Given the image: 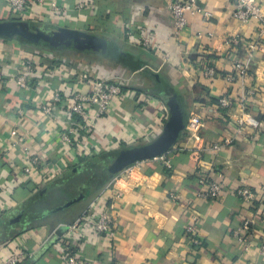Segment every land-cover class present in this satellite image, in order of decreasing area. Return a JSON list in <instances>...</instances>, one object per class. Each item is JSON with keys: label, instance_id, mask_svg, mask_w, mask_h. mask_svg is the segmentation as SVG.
I'll return each instance as SVG.
<instances>
[{"label": "crops", "instance_id": "obj_1", "mask_svg": "<svg viewBox=\"0 0 264 264\" xmlns=\"http://www.w3.org/2000/svg\"><path fill=\"white\" fill-rule=\"evenodd\" d=\"M259 1L264 11V0ZM78 3H85L82 11L77 10ZM198 3L212 13V18L189 15L188 27L177 41L164 0H60L62 13L54 16L43 10L34 21L12 14L6 0H0V22H20L30 32L45 36L38 42L12 37L28 41L26 45L0 39V77L4 82L0 80V196L4 198L6 187L12 186L6 197L12 207L1 220H13L9 232L0 238V249L10 253L20 239L29 254L20 264H66L61 252L69 242L65 225L75 223L100 194L106 205L113 207L119 230L113 240L86 247L89 261L264 264V46L260 42L262 50L249 56L243 45L229 44L235 36L249 43L260 41L259 24L235 21L231 0ZM139 31L157 37L161 48L149 52L141 47L132 38ZM73 33L107 40L116 47V58L109 55V49L104 53L79 42ZM184 52L187 63L180 59ZM74 53L81 55L80 62ZM164 54L168 62L162 61ZM29 59H34L40 69L29 77L27 90L8 79ZM54 59L60 65L55 66ZM204 62L216 69L215 79L204 78L199 65ZM237 63L248 64V76L230 83L226 77L235 72ZM102 64L110 68L104 69ZM62 66L101 77L135 70L142 79H138L142 84L130 90L137 93L135 98L126 92L111 114L99 121L89 140L98 154L81 164L77 153L74 151L73 156L60 143L57 122L43 113L57 92L67 104L70 88L83 93L90 89L87 82L77 83V72L66 74ZM146 71L161 76L181 93L188 116L194 113L201 117L199 146L206 150L195 156L191 133L185 129L167 153L116 172L111 169L114 159L108 156L100 160L102 154L136 147L140 140L135 135L142 131L157 135L169 113L164 92H141L155 88ZM143 95H149L151 101L144 115L136 117L134 110ZM223 98H229L232 105L221 106ZM18 107L24 109L23 116L15 113ZM67 111L65 105L61 117H69ZM241 117L244 126L238 123ZM217 145L219 148L214 149ZM28 155L40 156L49 165L64 162L67 168L39 183L23 181L18 175H24ZM96 172L106 175L99 189ZM210 180L223 185L220 199L200 196L201 183ZM243 187L254 193L251 203L236 195V189ZM82 204L80 210L75 209ZM73 205V213L66 211ZM247 220L255 224L251 225L250 241L244 244L235 232ZM189 226L194 232H188Z\"/></svg>", "mask_w": 264, "mask_h": 264}, {"label": "built area", "instance_id": "obj_2", "mask_svg": "<svg viewBox=\"0 0 264 264\" xmlns=\"http://www.w3.org/2000/svg\"><path fill=\"white\" fill-rule=\"evenodd\" d=\"M166 7L173 18V33L177 41H179L183 30L188 27V16L201 15L204 19L210 20L212 13L202 9L198 3V0H164ZM235 4V11L233 13V19L243 25H248L252 21H257L259 24V40L255 43H249L241 37L235 36L229 40V44L234 47L243 45L249 56L255 50H262L260 42L264 46V11L259 0H231ZM8 10L19 17L37 20L42 14L43 10H49L54 16L62 13L64 7L60 4V0H6ZM85 8V3H78L77 10L82 11ZM132 38L138 43L149 50H157L161 48V44L157 37L152 34L144 35L142 32L133 34ZM2 44L0 43V50ZM164 62H168L169 58L166 54L162 56ZM182 63H187L188 58L186 52L182 53L180 57ZM206 62V61H205ZM200 63L203 75L205 79L213 80L218 75L216 69L207 63ZM55 66L60 65L57 60L54 59ZM65 73L77 72L76 81L87 82L90 89L87 93H83L78 89H69L70 97L67 98V104H63V98L61 92H57L48 105L43 107V113L50 119L57 122V129L59 128V141L74 156V151L79 157H93L98 152L90 145V138L94 135V131L99 124V121L110 115L114 110V104L123 99L126 96V92H130V95L136 96V92L130 91L132 86L136 82L138 72L132 71L129 74H115V76H98L87 74L82 71H78L77 68L72 69L66 66H62ZM40 67L34 59L24 61L23 65H18L15 68L16 73L9 77L8 81L17 85L20 88L29 90L31 83L29 77L35 75L39 71ZM249 66L247 63H237L235 66V72L228 75L226 80L233 83L237 80L244 79L248 76ZM74 72V74H75ZM59 73V72H57ZM64 73V72H63ZM1 76V72H0ZM3 82V78L0 77ZM4 84V82H3ZM128 92V93H129ZM141 101H137L140 105L134 110L136 117H141L145 113L146 105L151 101L149 95H143ZM67 105L70 113L69 117H61L60 113L62 108ZM220 105L223 107H230L232 101L229 98H223L220 100ZM15 113L19 116H23L25 111L22 108H16ZM166 117V121L168 120ZM78 118L79 121L76 119ZM238 123L244 126V118L238 119ZM165 126V124H164ZM202 128V119L198 114H192L189 116L186 130L189 135L190 141L194 143L193 154L199 156V151H205V146H199L202 142V138L199 135ZM164 129V127H163ZM161 130V132L163 131ZM157 135H150L148 132H140L135 135V138L147 143L152 142ZM219 146H214V149H218ZM26 168L24 169V175L18 176L23 181L41 182L44 177L52 175H58L63 169L67 168V164L64 162L56 165H49L48 161L40 156H27ZM40 180H39V179ZM38 179V180H37ZM16 180V179H15ZM13 185V184H12ZM11 185L7 186L4 191V198L0 196V220L3 215L7 213L12 207L11 201L7 200V195L11 194ZM6 192V193H5ZM224 193V187L220 182L213 180L203 181L201 183L200 196L206 199L217 200L222 197ZM236 195L241 197L245 202L251 203L254 199V193L247 187L236 189ZM255 224L254 220H247L243 223L242 228L235 232V237L241 243H248L251 239L250 229L251 225ZM66 231L69 234V242L61 249L62 256L66 264H99L98 261H89L85 258V249L88 245L95 247L99 246V243L103 240H113L119 230V222L115 215L113 207L106 205L103 201L102 194L90 203L88 208L82 213L81 217L70 225H65ZM188 232H194L193 226L188 227ZM55 233V231L53 232ZM195 244L199 245V240L195 239ZM16 247L8 253L4 249H0V264H20L28 257V251L20 239H16Z\"/></svg>", "mask_w": 264, "mask_h": 264}, {"label": "water", "instance_id": "obj_3", "mask_svg": "<svg viewBox=\"0 0 264 264\" xmlns=\"http://www.w3.org/2000/svg\"><path fill=\"white\" fill-rule=\"evenodd\" d=\"M74 39L89 44L96 50L104 53L110 48L107 40L84 33H73ZM20 36L30 41L38 42L44 34L32 33L26 25L20 22H0V37L12 38ZM169 117L163 131L152 142L121 150L114 159L112 170L119 172L140 161L150 160L162 156L172 149L181 139L188 123V113L179 94L173 95L168 101ZM116 152V151H115ZM112 152V153H115ZM20 219V217H18ZM15 219V221L19 219ZM66 228V227H65Z\"/></svg>", "mask_w": 264, "mask_h": 264}, {"label": "trees", "instance_id": "obj_4", "mask_svg": "<svg viewBox=\"0 0 264 264\" xmlns=\"http://www.w3.org/2000/svg\"><path fill=\"white\" fill-rule=\"evenodd\" d=\"M0 39H3L4 41H6V42H9V43H12V42H15V43H19V44H21V45H26V44H29V42L28 41H25V40H23V39H21V38H18V39H14V38H3V37H0ZM113 47V48H112ZM115 48L116 47H114L111 43H110V48H109V51H110V53H109V55H111V57L112 58H116V55H117V53H118V51L116 50L115 51ZM112 49V50H111ZM115 51V52H114ZM148 51L149 52H153V50H149L148 49ZM117 60V59H116ZM119 60H121V59H118V61ZM139 65H142V63L141 64H139ZM133 66H135V65H133ZM135 71V70H134ZM145 74L147 75V76H149V77H151L152 78V80L154 81V83H155V88L153 89V90H149V89H142L141 90V92H152V93H159V92H164L165 93V99L166 98H168V99H170L173 95H175V94H179V96H180V98H181V101H182V103H183V100H182V95H181V93L177 90V89H175V88H173L172 87V85H170L169 83H167L165 80H163V78L161 77V76H159V77H155L152 73H150V71H146L145 72ZM78 121H79V119L78 118H76ZM124 148H122L121 150H123ZM127 149V148H126ZM121 150H118V151H116L115 153H104V154H102L103 156L102 157H100V160H102V159H105V158H108V156H110L111 158H115L116 156H117V154L121 151ZM88 157H80V164L81 163H84V162H86V159H87ZM91 158H93V157H91ZM97 162H98V160H96L95 161V163H94V166H95V169H98V167L97 166H99L98 164H97ZM73 166H74V164H73ZM95 177H96V181H95V185L98 187V189L99 188H102L103 187V185L105 184V182H104V180H106V175L105 174H102V173H100V172H96L95 173Z\"/></svg>", "mask_w": 264, "mask_h": 264}, {"label": "rangeland", "instance_id": "obj_5", "mask_svg": "<svg viewBox=\"0 0 264 264\" xmlns=\"http://www.w3.org/2000/svg\"><path fill=\"white\" fill-rule=\"evenodd\" d=\"M130 46V45H129ZM141 47H143V46H141ZM143 48H145V47H143ZM146 49V48H145ZM74 56L75 57H77V60H79V62H80V59H82L79 55H77L76 53H74ZM96 60V59H95ZM162 61H163V59H162ZM102 66V68L104 67V69H107L106 67H108V68H110V66L109 65H107V64H105V65H101ZM108 71H110V70H108ZM107 70L105 71V72H108ZM132 72V71H131ZM130 72H127V73H122V74H129ZM118 74V73H117ZM109 76V75H108ZM108 76H105V77H108ZM110 76H115V74H111ZM137 79H136V82L133 84V85H138V83H140V84H142L141 82H139L138 81V79L139 80H141L142 81V79H141V77L140 78H138V77H136ZM145 83V82H144ZM133 87V86H132ZM131 87V88H132ZM167 122V121H166ZM166 124V123H165ZM136 143H137V146H142V145H145L146 143L145 142H143V141H136ZM115 159V158H114ZM84 204V203H83ZM83 204L82 205H78V206H76V210H80L81 208H82V206H83ZM66 211H68L69 213H73L74 212V205L72 206V207H70L69 208V210H66ZM63 214V213H62ZM61 215V214H60ZM2 222H4V221H2ZM6 223V222H5ZM3 243H0V246L2 245Z\"/></svg>", "mask_w": 264, "mask_h": 264}, {"label": "flooded vegetation", "instance_id": "obj_6", "mask_svg": "<svg viewBox=\"0 0 264 264\" xmlns=\"http://www.w3.org/2000/svg\"><path fill=\"white\" fill-rule=\"evenodd\" d=\"M13 221V220H11ZM11 221L5 223L0 220V238L3 236V233L9 232Z\"/></svg>", "mask_w": 264, "mask_h": 264}]
</instances>
